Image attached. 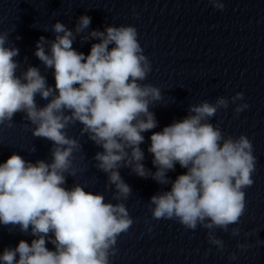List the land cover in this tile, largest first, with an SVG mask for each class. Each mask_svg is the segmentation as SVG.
I'll return each mask as SVG.
<instances>
[{
  "label": "clouds",
  "instance_id": "clouds-1",
  "mask_svg": "<svg viewBox=\"0 0 264 264\" xmlns=\"http://www.w3.org/2000/svg\"><path fill=\"white\" fill-rule=\"evenodd\" d=\"M209 3L224 9L222 0ZM90 24L91 17L82 15L73 32L57 21L52 25L54 40L39 38L34 54L46 68L54 69V88L38 67L29 66L17 75L20 65L14 58L19 50L6 47L7 34L0 33V125L8 122L11 127L14 115L22 112L35 125L32 135L53 145L50 163H32L15 153L0 163V224L19 226L25 233L31 228L36 237L31 244L21 240L15 248H5L0 262L110 264L117 238L132 226L124 203L105 202L103 194L85 191L80 184L64 187L66 174L74 177L83 171L73 166L74 153L82 146L66 134L67 127L77 122L81 134L103 149L93 159L95 167L107 174V184L114 186V200H126L132 193L120 175L122 167L142 178L151 176L161 185L171 183L170 190L150 198L153 219L175 220L193 231L203 227L209 244L222 252L224 242L215 229L228 232L230 225H237L230 234L240 235L247 207L245 189L254 183L256 157L247 136L226 137L218 124L209 121L230 102L242 101L243 93L230 100L218 97L214 104H190L184 118L153 132L148 152L157 170L150 172L142 163L140 145L145 140L142 133L157 127L150 106L162 99L158 87L141 83L152 70L151 62L132 25L92 30L81 36L82 42L90 38L99 42L91 45L87 56L76 51L73 41ZM37 95L49 102L39 107ZM248 107L238 104L234 113ZM177 163L187 171L170 181L167 173ZM49 242L55 250L46 247ZM248 247L237 244L241 250ZM229 259H236L235 254Z\"/></svg>",
  "mask_w": 264,
  "mask_h": 264
}]
</instances>
